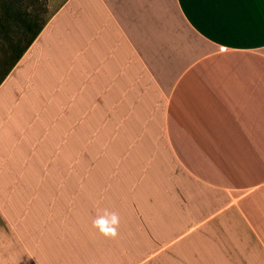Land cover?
<instances>
[{"label":"crops","instance_id":"obj_1","mask_svg":"<svg viewBox=\"0 0 264 264\" xmlns=\"http://www.w3.org/2000/svg\"><path fill=\"white\" fill-rule=\"evenodd\" d=\"M0 264H264V0H65L0 83Z\"/></svg>","mask_w":264,"mask_h":264},{"label":"trees","instance_id":"obj_2","mask_svg":"<svg viewBox=\"0 0 264 264\" xmlns=\"http://www.w3.org/2000/svg\"><path fill=\"white\" fill-rule=\"evenodd\" d=\"M23 1L0 0V83L50 18L43 13L45 0L33 12L24 9Z\"/></svg>","mask_w":264,"mask_h":264},{"label":"clouds","instance_id":"obj_3","mask_svg":"<svg viewBox=\"0 0 264 264\" xmlns=\"http://www.w3.org/2000/svg\"><path fill=\"white\" fill-rule=\"evenodd\" d=\"M119 223L117 213L105 210L93 220L92 227L103 237L115 239L118 236Z\"/></svg>","mask_w":264,"mask_h":264},{"label":"rangeland","instance_id":"obj_4","mask_svg":"<svg viewBox=\"0 0 264 264\" xmlns=\"http://www.w3.org/2000/svg\"><path fill=\"white\" fill-rule=\"evenodd\" d=\"M65 0H45L44 1V15L51 17L56 10L62 5ZM37 3H40V0H24L23 7L26 11H32L36 8ZM42 13V15H43Z\"/></svg>","mask_w":264,"mask_h":264}]
</instances>
